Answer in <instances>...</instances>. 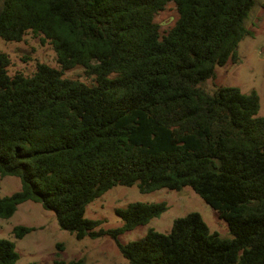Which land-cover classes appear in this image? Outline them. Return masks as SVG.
Listing matches in <instances>:
<instances>
[{"label": "trees", "instance_id": "1", "mask_svg": "<svg viewBox=\"0 0 264 264\" xmlns=\"http://www.w3.org/2000/svg\"><path fill=\"white\" fill-rule=\"evenodd\" d=\"M173 4L167 30L156 17ZM254 0H0V39L32 33L50 45L58 67L37 62L11 72L0 52V176L21 188L0 196V219L31 201L55 212L79 240L108 235L129 264H264V117L257 92L202 89L217 66L237 63ZM82 68L88 81L65 77ZM142 193L191 187L227 222L211 232L191 212L169 233L147 225L166 203L117 210L122 227L95 232L88 204L108 190ZM34 228L18 226L16 239ZM14 242L0 238V264H16ZM64 264V263H59ZM68 264H83L82 260Z\"/></svg>", "mask_w": 264, "mask_h": 264}, {"label": "rangeland", "instance_id": "2", "mask_svg": "<svg viewBox=\"0 0 264 264\" xmlns=\"http://www.w3.org/2000/svg\"><path fill=\"white\" fill-rule=\"evenodd\" d=\"M177 19L173 4H169L156 21L163 30L171 27ZM244 26L252 32L239 45L240 60H231L224 67L217 66L215 78L207 80L202 89L213 92L219 86L237 87L243 93L257 92L260 98L259 116L264 117V0H254L253 7ZM0 52L7 53L12 61L11 72L21 71L30 74L37 62L58 67L53 48L41 45L34 34H28L22 42H6L0 39ZM70 79L88 81L82 68L65 73ZM211 92V93H212ZM21 182L16 177L0 176V196H9L19 191ZM166 203L168 210L160 217L152 219L147 225H141L119 236L121 245L145 237L149 229L160 233H169L175 219L191 212L199 213L210 228L222 237H231L227 222L220 219L218 213L208 205L191 187L181 191L162 189L142 193L137 186L118 185L86 207L85 217L99 222L95 232L108 231L123 226V220L117 210L126 209L131 203ZM18 226L34 228L22 239H16L13 233ZM0 238L15 243L19 254L16 264H68L82 260L83 264H129L123 257L118 242L108 235L97 238L77 239L74 234L60 228L55 212L46 210L40 203L31 201L19 205L16 213L9 219H0Z\"/></svg>", "mask_w": 264, "mask_h": 264}]
</instances>
